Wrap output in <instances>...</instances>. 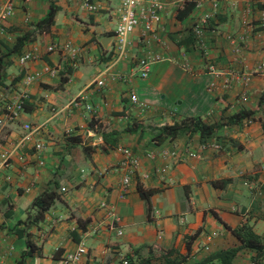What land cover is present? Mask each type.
Returning a JSON list of instances; mask_svg holds the SVG:
<instances>
[{"label": "crops", "instance_id": "crops-1", "mask_svg": "<svg viewBox=\"0 0 264 264\" xmlns=\"http://www.w3.org/2000/svg\"><path fill=\"white\" fill-rule=\"evenodd\" d=\"M54 1L60 11L52 30L22 52L34 51L39 58L25 66L18 63L20 55L2 59L8 88H0V106L13 104L23 91L29 101L15 121L0 113V154L11 151L8 165L0 158V264H67L66 257L79 246L87 251L79 264H124L130 256L163 264L171 250L176 251L172 259L187 255V240L197 231L182 264H200L211 253L236 245L226 225L235 229L248 223L264 237V4H171L155 36L142 37V29L136 30L128 54L117 59L114 34L122 0H91L95 12L81 0ZM14 3V15L0 23V57L2 44L13 47L47 16L51 0ZM191 4L195 7L190 11ZM207 14L212 17L203 35L208 47L204 55L192 30ZM69 43L77 49L75 59L68 51L47 50ZM149 55L162 60L148 78H141L136 65ZM46 66L57 74L50 76ZM37 74L25 86V77ZM99 79L105 86L92 87ZM131 93L147 109L133 105ZM80 94L88 96L92 112L70 107ZM242 110L254 111V121L223 126L208 140L218 142L219 150L204 149L198 133L154 140L155 129L183 118L200 116L223 124ZM92 121L97 122L94 128ZM26 135L29 141L21 145ZM39 142L45 145L41 155L34 149ZM120 147L139 158L135 173L123 168ZM126 175L130 183L124 188ZM226 179L231 182L224 189L212 185ZM139 185L153 191L150 204ZM46 189H56L59 199L41 223L28 229L41 255L23 258L26 241L14 229L25 228L20 223L29 211L36 213L31 204ZM111 210L121 219L117 229ZM253 255L243 250L235 264H252Z\"/></svg>", "mask_w": 264, "mask_h": 264}, {"label": "built area", "instance_id": "built-area-1", "mask_svg": "<svg viewBox=\"0 0 264 264\" xmlns=\"http://www.w3.org/2000/svg\"><path fill=\"white\" fill-rule=\"evenodd\" d=\"M26 3L31 2L32 0H24ZM83 6L87 8L91 12H95L97 7L91 3V0H81ZM248 4H264V0H246ZM185 3V0H122V7L120 9V17L119 22L115 30L114 38V54L117 59H121L128 54L129 47L132 45L131 36L135 33L136 30L142 29V37H148L149 35L155 34V27L160 24L162 20V16L166 11L167 7L171 4L180 7ZM203 1H197V7L202 5ZM15 12V3L14 0H5L2 9L0 11V23H4L9 20ZM211 15L207 14L201 17L196 24L193 26V34L195 37L196 46L201 50L204 55L208 54V47L204 39V32L206 28H208L211 24ZM264 22V16H263ZM155 36V35H154ZM48 52L54 51H68L71 53L72 58H76L77 49L72 44H67L63 47L59 45H52L48 47ZM39 58L36 52L34 51H26L19 56L18 63L20 66H25L27 63L35 61ZM162 60L160 55H149L148 57H144L138 60L136 65L137 71L141 78H148L150 76L151 68L155 63H158ZM264 67V64L262 65ZM185 70H190V68L184 65ZM46 73L50 76H55L57 74V69L46 66L44 69ZM213 71V70H212ZM38 77L37 75H27L25 77V86H29L33 83ZM105 86V81L102 79L96 80L92 87L97 89H101ZM29 101V95L27 92H20L17 100L9 105H5L4 107L0 106V113L5 111L4 114L9 120L15 121L17 120L21 113L23 112V105L25 102ZM130 101L133 105H139L142 108H146L144 104L140 103L138 96L135 93H131ZM70 107L79 108L83 107L86 111L92 112L93 105L90 103L88 96L85 94H80L76 98H74ZM251 122V121H250ZM26 131L33 132L30 125L24 126ZM30 135H26L22 141L21 145L25 142L29 141ZM203 148H214L219 150L221 145L218 142H206L203 145ZM36 153L41 155L45 150V145L41 142L36 143L34 147ZM120 153L124 156L123 168L126 169L130 174L135 173L140 165L139 158L133 153V151L129 148L118 149ZM172 157H176V153L172 152L170 154ZM197 157V156H195ZM1 162L4 166L9 164V160L11 158V151H5L0 154ZM129 174V175H130ZM126 175L123 178V187L127 188L130 183V176ZM149 174H144L143 178H149ZM109 215L112 219V227L117 229L121 225L120 217L115 214L114 211L111 210ZM119 235L123 234L122 229H118ZM87 253L85 247L79 246L77 250L68 255L65 259L67 264H79L83 256ZM124 264H128V261L125 260Z\"/></svg>", "mask_w": 264, "mask_h": 264}, {"label": "trees", "instance_id": "trees-1", "mask_svg": "<svg viewBox=\"0 0 264 264\" xmlns=\"http://www.w3.org/2000/svg\"><path fill=\"white\" fill-rule=\"evenodd\" d=\"M191 7L190 11L195 7L194 4L189 5ZM60 11L59 6L55 4L54 0H51L49 13L47 16L37 24H33V30H28L19 36L16 40V43L13 47H7L2 44L5 52L2 57H0V88L6 89L5 77L1 73L2 68V59L4 57L8 58L11 56L21 55L23 49L30 43L34 42L39 35L49 33L53 26L56 23V17ZM1 29H5L2 27ZM5 31V30H4ZM193 31V30H192ZM23 54V53H22ZM22 75H20L15 81H19ZM28 102V101H27ZM25 102L23 105V111L26 108ZM5 105H9L5 104ZM4 105V106H5ZM3 105L1 107H4ZM255 113L252 110H242L233 116L227 118L225 123H207L200 116L186 117L179 121H176L173 125H165L161 128L155 129L154 140L158 143H162L166 140H174L183 134H196L200 135L202 142L205 144L209 139L213 138L217 132L227 125H241L244 121L250 122L254 121ZM97 124L96 121L91 122V127H95ZM114 136L115 133L109 134ZM104 138L107 139V135L104 134ZM231 182V180H221L214 181L212 185L216 188L224 189ZM138 189L141 193L142 198L150 204V198L153 195V191H146L142 186H138ZM59 199V194L56 189H46L41 194H39L31 204V210H35L34 215L29 211L27 219L21 222V225H24L25 228L20 229L16 227L14 232L19 235V237L25 238L26 248L23 252V258L35 255H41V247L33 240L32 234L28 231L30 225H37L41 223L45 214L55 205L56 201ZM150 210V209H149ZM227 229L233 234L237 243L235 246L228 249L211 253L205 260L200 262V264H235V260L243 250H250L254 252L252 257V264H264V237L257 234L253 227L248 223L241 224L239 227L232 229L227 226ZM200 232L197 231L194 235L190 236L187 240V249L188 254L182 256L181 258L172 259V255L176 252L174 250L169 251L166 255L163 256V264H182L187 261L191 253V247L193 242L197 239ZM128 264H151V258H133L132 256L127 258Z\"/></svg>", "mask_w": 264, "mask_h": 264}, {"label": "water", "instance_id": "water-1", "mask_svg": "<svg viewBox=\"0 0 264 264\" xmlns=\"http://www.w3.org/2000/svg\"><path fill=\"white\" fill-rule=\"evenodd\" d=\"M103 43H104V46H106L105 40H104V42H103Z\"/></svg>", "mask_w": 264, "mask_h": 264}]
</instances>
